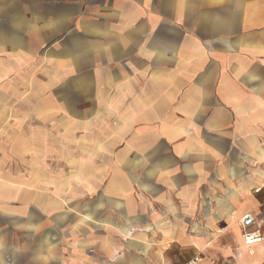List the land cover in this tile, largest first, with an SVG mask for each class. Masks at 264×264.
Listing matches in <instances>:
<instances>
[{
    "label": "crops",
    "instance_id": "1",
    "mask_svg": "<svg viewBox=\"0 0 264 264\" xmlns=\"http://www.w3.org/2000/svg\"><path fill=\"white\" fill-rule=\"evenodd\" d=\"M264 0H0V264H264Z\"/></svg>",
    "mask_w": 264,
    "mask_h": 264
},
{
    "label": "built area",
    "instance_id": "2",
    "mask_svg": "<svg viewBox=\"0 0 264 264\" xmlns=\"http://www.w3.org/2000/svg\"><path fill=\"white\" fill-rule=\"evenodd\" d=\"M243 230V237L246 246L264 242V233L256 227L257 222L253 212H247L240 220ZM204 260L203 254L200 252L187 261L186 264H199Z\"/></svg>",
    "mask_w": 264,
    "mask_h": 264
},
{
    "label": "rangeland",
    "instance_id": "3",
    "mask_svg": "<svg viewBox=\"0 0 264 264\" xmlns=\"http://www.w3.org/2000/svg\"><path fill=\"white\" fill-rule=\"evenodd\" d=\"M202 253V252H201ZM203 254V253H202ZM203 256H204V254H203ZM194 257V256H193Z\"/></svg>",
    "mask_w": 264,
    "mask_h": 264
}]
</instances>
